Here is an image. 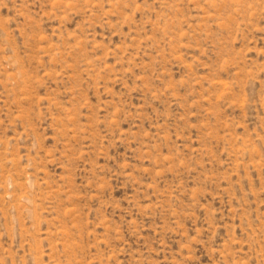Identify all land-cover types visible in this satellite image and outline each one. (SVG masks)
<instances>
[{"label": "rangeland", "instance_id": "rangeland-1", "mask_svg": "<svg viewBox=\"0 0 264 264\" xmlns=\"http://www.w3.org/2000/svg\"><path fill=\"white\" fill-rule=\"evenodd\" d=\"M0 264H264V0H0Z\"/></svg>", "mask_w": 264, "mask_h": 264}]
</instances>
